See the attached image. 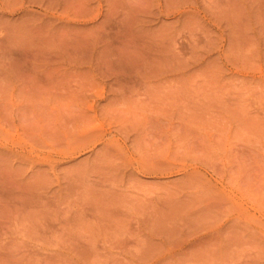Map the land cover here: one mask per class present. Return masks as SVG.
Returning a JSON list of instances; mask_svg holds the SVG:
<instances>
[{
    "label": "rangeland",
    "instance_id": "rangeland-1",
    "mask_svg": "<svg viewBox=\"0 0 264 264\" xmlns=\"http://www.w3.org/2000/svg\"><path fill=\"white\" fill-rule=\"evenodd\" d=\"M0 264H264V0H0Z\"/></svg>",
    "mask_w": 264,
    "mask_h": 264
},
{
    "label": "bare ground",
    "instance_id": "bare-ground-1",
    "mask_svg": "<svg viewBox=\"0 0 264 264\" xmlns=\"http://www.w3.org/2000/svg\"><path fill=\"white\" fill-rule=\"evenodd\" d=\"M82 137H83V136H82ZM75 138H76V137H75ZM80 139H81V137H80ZM80 139H79V140H80ZM82 139H83V138H82Z\"/></svg>",
    "mask_w": 264,
    "mask_h": 264
}]
</instances>
